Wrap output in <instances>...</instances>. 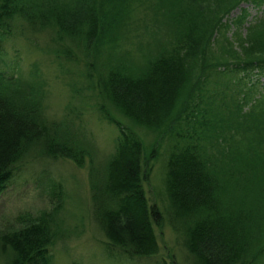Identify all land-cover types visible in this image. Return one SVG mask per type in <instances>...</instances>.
<instances>
[{"label":"trees","instance_id":"1","mask_svg":"<svg viewBox=\"0 0 264 264\" xmlns=\"http://www.w3.org/2000/svg\"><path fill=\"white\" fill-rule=\"evenodd\" d=\"M128 1L0 0V192L24 174L45 180L59 160L89 164L107 258L159 259L156 228L166 224L187 264H264V169L257 167L264 165V35L249 31L235 43L224 34L230 22L246 23L245 11L231 15L242 4L261 12L254 32L264 26V0H162L171 21L148 29L155 33L144 42L159 47L152 64L137 67L124 56L102 64L98 48L117 46L110 16L117 19ZM45 30L53 31L48 41L58 61L79 68L69 69L71 86L81 75L97 113L118 133L103 160L80 140L74 120L48 115L39 69L28 80L6 60L12 43V57L22 58L16 37L36 46ZM157 165L165 182L150 204L144 186ZM54 183L49 195L61 197ZM59 202L0 226V264H56L54 247L64 235Z\"/></svg>","mask_w":264,"mask_h":264},{"label":"rangeland","instance_id":"2","mask_svg":"<svg viewBox=\"0 0 264 264\" xmlns=\"http://www.w3.org/2000/svg\"><path fill=\"white\" fill-rule=\"evenodd\" d=\"M161 1L129 0L118 8L117 19L110 16L112 20L109 33L112 34L115 42L117 41V46H112L113 43H111L102 49L98 48V57L100 56L99 60L102 64L108 59L120 60L122 59L120 56H124L125 60L137 67L145 68L152 62L159 47L148 46L144 42L150 39L149 33L154 32L148 29L159 25L163 27L168 22V17L171 21L168 13L170 6L166 8V5L160 4ZM166 1L169 4L172 3V0ZM241 10L247 14L246 23L239 29L230 22L229 29L224 34L231 40L233 39L235 43L248 38L249 31H253L254 35H264V26L260 24L261 28L254 32L252 23L261 12L251 4H242L232 12V17L243 12ZM250 24L253 26L251 30L248 29ZM52 32L45 30L36 34V46L30 45L25 37H16L17 42L22 43V58L16 60L15 56L12 57L14 49L18 48L12 43L10 45L12 54L6 60L8 64H18L15 72L23 73L21 75L28 80H31V71L35 72L34 68L39 69L38 72L42 74L47 84L45 107L48 115L56 120H74L76 129L80 130V140L84 145L87 141L92 142L91 144H94L93 146L103 160L113 152L118 133L97 113L93 96L95 94L89 89H82L81 75L77 77V87L71 86L74 78L68 75H70L69 69L73 66L62 64L55 57L51 41H48V35L50 36ZM222 38L223 35L219 38L221 42ZM116 51L120 52L119 55ZM33 64L35 65L32 66ZM78 69L76 66L75 70H70L76 73ZM146 142L148 146L151 144L149 139H146ZM243 145L247 148V144L243 143ZM254 150L251 144V149L246 152L251 154ZM249 162L254 166V160ZM52 165L51 173L45 180L34 179L35 177H30V174L27 176L24 174L19 181L10 185L4 192H0V226L13 223L18 215L26 212L39 215L55 210L58 207H54V203L59 200V212H61L59 216L63 221L60 224L64 228V235L54 247L56 264H127L107 258L103 251V245L107 240L93 214L94 203L89 185V164L80 167L70 160H59L57 164ZM257 167L260 171L264 169V165ZM54 182L62 188L61 191L57 190L61 197L56 198L49 195L55 192ZM164 182L165 173L162 171V166L157 165L152 180L144 186L150 204L157 201V191H162ZM259 185L264 186V179L262 180L260 175ZM156 232L160 235L159 259L156 258L151 262L143 260L134 264H158L159 261H166L169 264H187L183 251L175 242L172 229L164 224L156 228ZM172 255H175L174 259Z\"/></svg>","mask_w":264,"mask_h":264}]
</instances>
